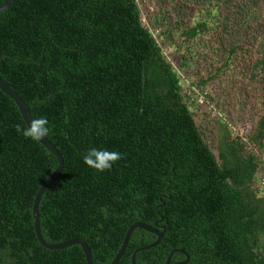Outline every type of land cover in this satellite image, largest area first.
Returning a JSON list of instances; mask_svg holds the SVG:
<instances>
[{"label":"trees","instance_id":"1","mask_svg":"<svg viewBox=\"0 0 264 264\" xmlns=\"http://www.w3.org/2000/svg\"><path fill=\"white\" fill-rule=\"evenodd\" d=\"M168 1L170 12L145 14L139 0H15L0 14V75L33 119L48 120V138L65 161L40 202L43 238L49 244L82 239L94 264H111L128 229L144 223L165 231L157 247L137 254L136 264H165L175 250L189 255L187 264H264V187L257 183L264 100L256 126L236 129L205 89L233 69L243 48L223 49L206 77L191 68L189 48L212 30L208 18L220 7L235 16L242 11L245 23L257 0ZM185 5L206 11L186 30L180 27ZM229 21L225 15L226 30ZM258 54L251 80L264 76V44ZM189 72L191 95L182 86ZM196 96L209 114L223 113L215 127L217 153L191 111ZM17 124L26 126L0 90V264H87L79 245L51 251L39 243L33 203L58 161L18 134ZM91 148L123 158L96 172L84 163ZM156 241L136 229L119 264H132L137 249ZM186 260L176 252L171 264Z\"/></svg>","mask_w":264,"mask_h":264},{"label":"rangeland","instance_id":"2","mask_svg":"<svg viewBox=\"0 0 264 264\" xmlns=\"http://www.w3.org/2000/svg\"><path fill=\"white\" fill-rule=\"evenodd\" d=\"M139 1L143 4V12L145 14L148 13L150 8L156 13L161 7L164 8L165 12H170L174 6L172 1L168 0ZM239 1L241 2V0ZM220 9V14L216 12L217 14L214 13L208 18V21L212 22L210 23L212 30L207 32L208 34L202 38V42L198 43L197 40L193 44H196L195 46H189V48L195 51L191 68H194L200 77H206L215 71L218 60L221 54L224 53L223 49H226L228 52L234 45H240L243 48L238 55L239 58L233 69L221 74L218 79L211 81L205 92L211 95L215 105L219 106V110L222 108L223 112L236 123V129H242L246 125L250 128L256 126L263 112L264 76L257 77L254 80H251L250 76L252 74L251 66L259 57L258 46L264 44V4L261 3V0H257L255 7H253V18H250V20L246 19L245 23H243L242 11L240 13L237 12L238 16H235L233 10L229 11L221 7ZM174 12L175 15L177 12L181 13L180 10H174ZM205 13L206 11H199L198 7L194 5L183 6L185 24L180 25V27L184 30L193 27L198 20L206 17ZM225 15L231 18L228 30L224 29L223 27L225 26L222 24ZM169 19L172 18L169 17ZM175 22L176 20L171 21L170 25L174 26ZM178 34L179 32L174 30L176 38L179 37ZM179 52L182 54L186 53L184 48ZM216 52L220 56L214 54ZM186 75L189 76V79L185 80L183 78L182 86L184 87V92L187 95H191V84L195 81L193 79V72H189ZM195 99L198 101L199 98L196 96ZM197 101L191 111L195 114V119L201 130L207 132L211 149L217 153L216 148L218 144L215 127L216 121H218L223 113L221 112L217 119L213 113L209 114V107L206 103L201 104V101ZM262 176H264V168L259 171L258 184L259 178Z\"/></svg>","mask_w":264,"mask_h":264},{"label":"water","instance_id":"3","mask_svg":"<svg viewBox=\"0 0 264 264\" xmlns=\"http://www.w3.org/2000/svg\"><path fill=\"white\" fill-rule=\"evenodd\" d=\"M15 0H6L4 2V4L0 7V14L4 13L5 11H7L11 5L14 3ZM0 90L6 94L9 98H11L17 105V107L20 110V113L22 115V118L27 125L30 126L33 117L31 115L30 112V108L28 106V104L23 100V98L1 77L0 75ZM46 150H48L51 154H53L58 161V167L57 169L54 171V173L47 179V181H45V183L41 186V188L39 189L38 193L36 194V197L34 199V203H33V208H32V215H33V223H34V229H35V233H36V237L39 241V243L46 249L51 250V251H58V250H64L67 248H70L72 246L75 245H79L85 255L87 264H94L93 263V258H92V251L91 248L89 247V245L82 239H74L65 243H59V244H49L47 243L42 235V230H41V222H40V212H39V208H40V202L41 199L43 197V195L45 194V192L60 178V176L62 175V172L64 170V166H65V161L64 158L62 156V154L59 152V150L50 142L48 136L43 138L41 142H39ZM157 225V223H156ZM136 229H142L145 230L147 232H150L154 235H156L157 237V241L154 242L153 244L146 246V247H142L137 249L132 256V264H136V256L138 253L143 252V251H147L150 250L152 248L157 247L164 236V231H159V229L152 227L150 225L144 224V223H135L133 224L127 231L123 244L119 250V252L117 253L115 259L113 260V262L111 264H119L121 259L123 258L130 239L132 237L133 232ZM176 252H181L183 254H185V256L187 257V260L182 262V263H177V264H187L189 262V255L183 251V250H175L173 252L170 253L167 261L165 264H171L172 261V257L174 255V253Z\"/></svg>","mask_w":264,"mask_h":264},{"label":"clouds","instance_id":"4","mask_svg":"<svg viewBox=\"0 0 264 264\" xmlns=\"http://www.w3.org/2000/svg\"><path fill=\"white\" fill-rule=\"evenodd\" d=\"M48 124V120L41 117L33 119L30 126L17 124L15 128L16 132L25 139H30L33 142H41L43 138L49 135L50 130ZM122 158V154L118 151L91 148L84 156V163L96 172L103 173L106 170H111L113 165Z\"/></svg>","mask_w":264,"mask_h":264},{"label":"built area","instance_id":"5","mask_svg":"<svg viewBox=\"0 0 264 264\" xmlns=\"http://www.w3.org/2000/svg\"><path fill=\"white\" fill-rule=\"evenodd\" d=\"M259 185H261V187H264V176L259 178Z\"/></svg>","mask_w":264,"mask_h":264}]
</instances>
